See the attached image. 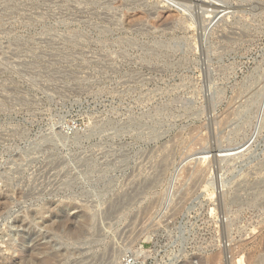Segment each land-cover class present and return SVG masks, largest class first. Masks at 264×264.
I'll list each match as a JSON object with an SVG mask.
<instances>
[{
	"label": "rangeland",
	"instance_id": "1",
	"mask_svg": "<svg viewBox=\"0 0 264 264\" xmlns=\"http://www.w3.org/2000/svg\"><path fill=\"white\" fill-rule=\"evenodd\" d=\"M0 264H264V0H0Z\"/></svg>",
	"mask_w": 264,
	"mask_h": 264
},
{
	"label": "bare ground",
	"instance_id": "2",
	"mask_svg": "<svg viewBox=\"0 0 264 264\" xmlns=\"http://www.w3.org/2000/svg\"><path fill=\"white\" fill-rule=\"evenodd\" d=\"M208 5V4H207ZM202 170V169H201ZM158 211V210H157Z\"/></svg>",
	"mask_w": 264,
	"mask_h": 264
}]
</instances>
